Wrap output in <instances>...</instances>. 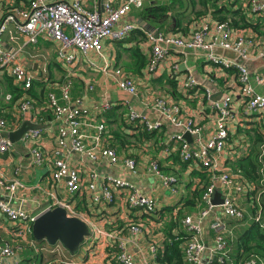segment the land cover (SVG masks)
Returning a JSON list of instances; mask_svg holds the SVG:
<instances>
[{
	"label": "crops",
	"instance_id": "crops-1",
	"mask_svg": "<svg viewBox=\"0 0 264 264\" xmlns=\"http://www.w3.org/2000/svg\"><path fill=\"white\" fill-rule=\"evenodd\" d=\"M30 1L0 0V17L14 7L26 6ZM103 1L86 0L85 4L90 9L97 8L102 11ZM116 1L121 3L123 0ZM251 1L145 0L142 10L134 9L124 19L136 26L127 40L104 41L102 55H96L99 59L91 57L95 53L89 54L88 60L94 62L95 67L82 60L75 65H66L58 57V43L40 40L35 45L27 44L24 37L14 43L8 35L4 36L2 41L6 48L20 51V61L33 74L34 83L33 94H27V91L14 84L24 94L15 100L5 84L6 79L11 76L8 72L0 73V119H5L12 128L8 132L18 130L26 121L33 124L39 122L41 134L32 144L21 141L13 144L8 152H0V175L7 182L20 180L24 185L14 194L0 187V200L10 201L13 207L21 208L37 217L45 211L60 207L58 202L65 203L71 206L78 218L89 225L91 235L72 254L61 243L51 245L46 241L35 240L33 233L28 231V225L12 222L0 212V246L8 245L15 250V256L8 259L3 258L0 253V264H115L121 242H127V249L134 256L136 264H158L159 249L164 247L165 242L170 241L172 229H175L174 233L177 232L172 226L177 222L179 209L192 197L194 190L202 186V174L210 178L211 173L199 164L182 162L178 146L174 142L167 145L170 137L179 132L172 125L164 122L159 132L146 139L145 126L128 121L129 107L125 101L129 100L143 117L151 121L158 119V114L151 108L156 98L165 97L176 102L182 107L185 117L193 118L203 128L204 137L208 139L213 134L218 115L211 102L204 97L207 89L214 93V100H220L224 95L233 98L234 118L228 123L229 141L220 164L222 169L230 171L238 185L245 186L247 190L234 197L238 206L245 211L244 220L226 217L220 208H216L202 224L199 239L206 246L202 264H212L214 259L216 233L211 229V223L218 216L223 218L227 227L225 236L229 251L231 246V257L236 262L246 259L247 255L243 254L237 258V242L242 234L247 233L253 221L251 209L264 203V186L258 183L248 185V182L241 181L243 175L235 170V165L257 149L254 142L256 136L260 135L264 139V112L245 116L244 100L240 95L236 71L214 66L207 61L202 51L171 50L159 70L153 75L148 74L150 51L146 34L152 32L187 38L203 25L214 26L218 23V17L232 19L235 21V24L229 23L233 31L232 39L243 35L255 42L256 47L246 62L251 75H264V58L259 57V51L264 49V14L253 13ZM246 23L252 26L243 28ZM10 30L15 32L13 27ZM136 49L145 56L147 63L144 67L137 66L134 57ZM216 53L225 59H237L229 51L217 49ZM174 63H180L182 76L179 78H174L171 74ZM104 67L112 70L121 68L131 75L137 84L138 94L130 96L120 90L115 81L101 70ZM187 74L198 81V86L189 92L182 89V78ZM68 80L72 82V101L82 98L91 113L81 129L84 142L91 147L115 149L120 157L118 165H111L107 161L94 162L86 155L70 152L67 157L69 166L80 172L84 187L93 171H97L101 179L113 176L132 182L142 192L156 199L155 214L130 210L126 205L125 192L119 189L113 191L112 204H96L85 188L72 195L68 192L65 180H54L53 150L60 123L55 117L44 121L42 113L47 112L46 108L50 107L47 93L54 91L61 98L60 84ZM252 84L259 94L264 95V86L257 85L254 80ZM8 95L11 96L10 99H7ZM27 97L32 98L34 108L30 114L22 116L19 105ZM60 103L65 104L61 99ZM107 106L109 108H105ZM101 124L105 126L103 132L99 131ZM120 141L125 146L121 147ZM34 150L40 151L45 158L41 165L34 163ZM127 158L136 161V174L124 166ZM153 160L158 161L165 174L178 178L177 194L164 188L156 177L148 173L149 164ZM100 185L101 181L98 182V188ZM216 193L224 196L225 190L217 186ZM200 211L188 216H198ZM262 216L264 219V209ZM181 223L185 232L191 233L183 221ZM132 226L141 228L136 237L131 233ZM152 246L157 249L156 256L152 253Z\"/></svg>",
	"mask_w": 264,
	"mask_h": 264
},
{
	"label": "built area",
	"instance_id": "built-area-1",
	"mask_svg": "<svg viewBox=\"0 0 264 264\" xmlns=\"http://www.w3.org/2000/svg\"><path fill=\"white\" fill-rule=\"evenodd\" d=\"M235 2L237 0H227ZM86 0H31L23 7H14L0 17V73L8 72L14 83L28 91L34 83L33 74L20 61V51L8 49L4 46V36L17 43L20 37L27 40V44H38L40 40H47L58 43V57L68 66L77 64L82 56L88 57L90 53L102 55L104 41L124 42L135 31L136 26L125 22L126 16L134 9L142 10L145 0H123L117 3L116 0H104L102 11L90 9L85 4ZM251 10L255 14H264V0H252ZM11 27L15 32L11 31ZM233 31L228 22H218L214 26L203 25L196 29L191 36L184 38L177 35H166L162 33L146 34L149 45V58L147 73L155 74L171 50L181 51L198 50L202 51L207 61L225 70H235L241 98L244 100V114L250 116L264 112V95L259 94L252 84V80L259 86H264V75L252 76L246 62L249 61L253 48L256 47L253 39L246 36H239L232 39ZM217 49L229 51L237 56L236 60L225 59L216 53ZM259 57L264 58V49L259 51ZM90 66L95 63L88 60ZM103 72L109 75L118 88L130 96L138 94L137 84L134 78L121 68H102ZM171 74L174 78L182 76L180 63L171 66ZM198 81L192 75H185L182 78V89L186 92L194 90ZM72 82L66 81L60 87L61 98L56 94L50 95V107L52 108L55 120L60 123L57 133L56 146L53 150V165L55 168L53 178L56 182L66 181L68 192L72 195L81 192L85 188L92 195L96 204H112L114 202V189L125 192L126 205L130 210L144 211L148 215L157 211L156 199L145 194L132 182L118 177L107 176L101 179L97 171L90 173L89 182L84 187L80 172L69 166L67 157L70 152L86 155L94 162L107 161L111 165H118L120 157L114 149L102 148L99 146H88L81 134L84 121L89 120L90 110L85 107L84 100L71 99ZM92 89V88H91ZM204 97L211 102L212 108L218 115L213 134L210 138L204 137L203 128L193 118L185 117L182 107L165 97L156 98L151 108L158 114V119L151 121L143 117L129 100L125 104L129 107L128 121L130 123H141L148 132H159L164 122L179 130L173 134L167 145L175 143L178 146L179 157L182 162L188 164H199L202 168L211 173V184L203 195V202L206 208L199 212L198 216H188L183 223L188 231L193 234V240L186 249V264H202V256L206 250L205 244L199 239L202 232V224L206 218L216 209L220 208L226 217L236 220L245 219V211L235 202V195L245 193V186L238 185L235 177L228 170L221 167L220 160L229 141L228 123L234 118L230 95H224L220 100H214V93L207 89ZM11 96L8 95L7 99ZM60 99L65 104L60 103ZM34 104L30 99H24L19 105L20 115L26 116L33 111ZM109 108V106L105 107ZM36 122L35 125H38ZM7 122L0 119V133L8 132ZM105 126L101 124L99 131L103 132ZM189 133L193 140L188 142L184 134ZM41 130L37 129L27 133L22 142L32 144L39 138ZM13 144L8 139L0 140V152H8ZM34 163L41 165L44 161L43 154L33 151ZM124 166L131 173L136 174L137 163L132 158L124 161ZM148 173L156 177L164 188L171 190L173 194L178 193V178L175 175L165 174L158 161L153 160L148 167ZM264 177V166L261 169ZM101 185L98 188V182ZM217 186L225 190L223 204L213 205ZM0 187L14 194L18 188L24 185L20 180L7 182L0 175ZM250 189V188H248ZM255 189V187H252ZM58 205L67 210L68 215L78 217L70 205L58 202ZM262 207H256L254 221L264 225ZM0 212L10 221L20 222L28 225V231L32 234L33 224L38 218L32 216L21 208L13 207L10 201L0 200ZM263 219V220H262ZM226 224L222 217L218 216L211 223V229L215 231V247L213 258L226 264L229 255V243L225 236ZM141 232L139 226H132L131 233L136 237ZM154 256L157 255L155 246L151 247ZM0 253L3 258L8 259L15 256V250L10 246H0ZM118 264H136L134 256L127 249V242L119 243V253L116 257ZM231 264H261L258 258L252 257L243 259Z\"/></svg>",
	"mask_w": 264,
	"mask_h": 264
},
{
	"label": "trees",
	"instance_id": "trees-1",
	"mask_svg": "<svg viewBox=\"0 0 264 264\" xmlns=\"http://www.w3.org/2000/svg\"><path fill=\"white\" fill-rule=\"evenodd\" d=\"M218 22H228L231 24H235V21L232 19H227L226 17H218ZM252 26L251 24L246 23L245 27ZM255 28V27H254ZM145 37V36H144ZM135 61L137 62V66L144 67L146 65V59L140 53L139 49L135 50ZM138 63L140 65H138ZM235 71V70H234ZM6 86L8 87L9 92L13 95L14 99L17 100L21 96L23 97L24 94L21 92V89L15 86L13 78L9 77L6 79L5 82ZM38 85V84H37ZM62 85V84H60ZM33 86L30 90L27 91V94H33ZM61 92V91H60ZM56 94L54 91H50L47 93V98L50 104V95ZM27 99L32 100L31 97H27ZM14 100V101H15ZM47 112L42 113V119L44 121L51 120L54 116V112L51 107L46 108ZM5 120V119H3ZM6 121V120H5ZM7 122V121H6ZM8 125V122H7ZM8 130H12V128L8 125ZM156 132H148L145 130L144 136L146 139H150ZM255 145L257 147L251 154L247 155L246 157L240 159L237 164L235 165V170L240 172L243 177L241 181L249 183H255L256 185L261 184L264 186V177L261 174V169L264 166V139L258 135L255 137ZM120 146H125V143L120 141ZM115 150V149H114ZM116 151V150H115ZM118 154V153H117ZM187 164V163H186ZM210 174V172H208ZM203 175V184L202 186L197 187L192 197L187 200L182 208L179 209L177 222L174 223L173 228L177 229V232L174 233L172 229V233L170 234V241L164 243V247L159 249L158 256H157V263L158 264H186V249L189 243L193 240V234L185 232L184 228L182 227V221L188 217L189 214L194 212L202 211L206 208L205 203L203 202V195L206 192L207 188L211 184V175L210 178ZM209 181V182H208ZM258 183V184H257ZM179 184V180H178ZM262 209H264V203L260 204ZM200 211V212H201ZM252 212V223L250 228L248 229L247 233L242 234L237 242L238 246V256L237 258L241 257L240 254L247 255L246 259L255 257L258 258L261 264H264V225L262 226L260 223L254 221V216L256 215V207L251 209ZM263 220V219H262ZM242 221V220H239ZM231 246L228 255V261L226 264H231L234 261V258L231 257ZM115 264H118L117 260ZM212 264H222L220 263L217 258H214Z\"/></svg>",
	"mask_w": 264,
	"mask_h": 264
},
{
	"label": "water",
	"instance_id": "water-1",
	"mask_svg": "<svg viewBox=\"0 0 264 264\" xmlns=\"http://www.w3.org/2000/svg\"><path fill=\"white\" fill-rule=\"evenodd\" d=\"M40 128L41 126L26 121L18 130L1 132L0 140L8 139L12 144H17L27 133ZM184 137L190 143L193 140L189 133L184 134ZM222 204V194L216 193L213 205L220 206ZM32 231L35 240L46 241L51 245L61 243L72 254L76 253L85 239L91 235L89 225L85 221L69 216L67 210L62 207L40 214L33 224Z\"/></svg>",
	"mask_w": 264,
	"mask_h": 264
},
{
	"label": "rangeland",
	"instance_id": "rangeland-1",
	"mask_svg": "<svg viewBox=\"0 0 264 264\" xmlns=\"http://www.w3.org/2000/svg\"><path fill=\"white\" fill-rule=\"evenodd\" d=\"M91 57H93V58H96V59H99L98 57H96V54H91ZM88 57H86V56H82V61L84 62V63H86V62H88ZM89 64V63H88Z\"/></svg>",
	"mask_w": 264,
	"mask_h": 264
}]
</instances>
